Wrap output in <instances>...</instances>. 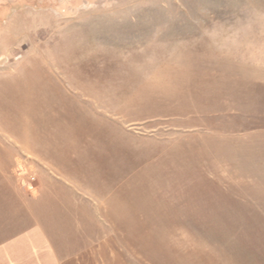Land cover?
<instances>
[{
    "label": "rangeland",
    "instance_id": "rangeland-1",
    "mask_svg": "<svg viewBox=\"0 0 264 264\" xmlns=\"http://www.w3.org/2000/svg\"><path fill=\"white\" fill-rule=\"evenodd\" d=\"M73 33L90 40L85 61L41 67L42 49L55 61ZM58 75L110 87L113 120L136 102L120 93L156 97L160 121L131 129L154 136L161 155L191 141L203 161L193 177L206 175L161 177L159 227L98 264H264V0H0V140L22 109L18 93Z\"/></svg>",
    "mask_w": 264,
    "mask_h": 264
},
{
    "label": "crops",
    "instance_id": "crops-1",
    "mask_svg": "<svg viewBox=\"0 0 264 264\" xmlns=\"http://www.w3.org/2000/svg\"><path fill=\"white\" fill-rule=\"evenodd\" d=\"M73 36L56 47L55 61L42 49L40 66L74 68L85 61L90 40ZM21 79L18 83L25 82ZM37 83L18 93L22 109L0 140V264H98L111 259L117 245L143 244L138 229L159 227L161 177L205 175L193 177L192 164L203 162L193 161L197 146L183 141L178 145L183 155L174 156L175 145L161 155L154 136L148 143L144 133L131 129L160 121L156 97L147 102L141 93L131 98L120 93V99L136 102L127 106L131 116L113 120V94L110 87H97L94 75H58ZM162 164L167 171H159ZM205 206L196 211L208 210ZM120 257L128 259L127 253Z\"/></svg>",
    "mask_w": 264,
    "mask_h": 264
}]
</instances>
